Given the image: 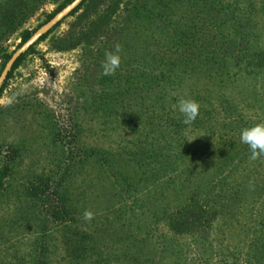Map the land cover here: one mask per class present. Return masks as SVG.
<instances>
[{
    "label": "rangeland",
    "instance_id": "obj_1",
    "mask_svg": "<svg viewBox=\"0 0 264 264\" xmlns=\"http://www.w3.org/2000/svg\"><path fill=\"white\" fill-rule=\"evenodd\" d=\"M63 1H44L5 41L8 51ZM200 1L209 2L97 1L78 46L52 44L84 7L14 70L0 95V166H11L0 198V264H92L97 251L100 264L254 261L264 244V156L250 159L240 134L264 122V0L240 9L222 0L226 14L211 10L220 16L217 37L189 47L187 58H165L168 46L186 48L181 31H206L209 7L197 13ZM116 44L121 65L104 75ZM181 97L200 105L191 125L182 123ZM189 204L201 226L174 234L167 218ZM79 240L94 255L73 258ZM41 242L49 249L40 253Z\"/></svg>",
    "mask_w": 264,
    "mask_h": 264
},
{
    "label": "trees",
    "instance_id": "obj_2",
    "mask_svg": "<svg viewBox=\"0 0 264 264\" xmlns=\"http://www.w3.org/2000/svg\"><path fill=\"white\" fill-rule=\"evenodd\" d=\"M44 1H46V0H0V59H1V63H2L1 71L3 70L4 65L10 59V57L12 56V53H13V51H11V52L8 51V49L4 45L5 41H7L14 33L19 31L30 17L35 15V13L38 11V9L44 4ZM71 1H73V0H64L62 2V4L59 5L54 11L47 13L46 20L43 22V24L45 22H47L48 20H50L57 12H59L63 7H65ZM97 1L102 2V0H84V2L71 13L70 16H73V15H76L83 7L86 8V10L84 12L79 13L76 16V21L72 25L74 27H71V29L69 31L65 32L62 36L56 37L54 39V44H52V45L56 49L67 50L70 48H74V47L78 46L84 40L85 37H88L89 34L86 30L87 25L85 23V18H87L86 16H88L89 12L92 11L93 7L96 6ZM250 2H251V0H246V2L241 3L240 0H237L236 6L239 7V9L241 8V5L243 3H246L250 6H252V3H250ZM200 3H201L200 4L201 9L199 8L197 10V13H203V11H202L203 7L204 8H205V6L209 7V10H207L206 13L204 15H202L203 22L207 27L206 31L201 33V35H198L199 33H196V32L190 33L187 35V32L181 31L183 36L188 37L186 39V42L183 43L184 46L186 45V48L183 50H180V49L173 50V47H174L173 45H172V48H171V46H168L169 50H168V54H164L165 58L170 56V57H173V59H174V54H177L176 59H179L181 56H186V58H187V54L190 52L188 50L189 47H203L205 45V43L212 42L213 39H215V37H217L213 34V31H216L217 27H213V26H215L216 25L215 23L217 22V21H214L216 19V16H217V18L220 16L214 14L213 12H211V10L223 12L226 14V12L224 11V8H222V6H221V4L224 6H225V4H224V2H222V0H209V2L200 1ZM99 4L100 3H98L97 5L99 6ZM230 7H231V5H230ZM148 11H149V8H148ZM246 14H247V11L244 12V15H245V17L249 16V14L248 15H246ZM213 15H216L215 18ZM199 17H200V15H199ZM62 23L63 22L58 23L56 28L59 27ZM54 29L55 28L50 30V32L46 33L45 35H43L35 45L31 46L27 52H25L24 54H22L18 58V60L14 64L12 70L9 72L7 80L12 77L14 70L21 64V62L23 61L25 56L27 54L31 53L32 51H34L35 46L40 41L45 40L54 31ZM36 30L37 29L31 30L28 28L22 29L21 30V42L19 43V46H21L26 40H28L29 37ZM210 35L212 36V38L210 37ZM148 43L151 44L152 42L148 41ZM262 55H264V53H262ZM262 60H261L260 65L263 66L264 61H262ZM7 80L2 85V87L0 89V95L6 86ZM151 89L152 88H148V91H147L148 94L150 93L149 91ZM153 147L151 148V150L152 151L155 150L154 152H156L157 149L153 148ZM95 151H97V150H93V152H95ZM161 151H162V156L165 157L166 152H164V150H161ZM10 174H11L10 164L5 163V164L0 166V198L2 196V192L5 188L6 179L10 176ZM192 207L193 206L191 204L185 205L184 208L179 209L177 212L170 214L169 217L167 218L168 222L166 221V223H168V225H169V230H171L174 234H177V235L194 234L196 231V228L201 226L200 220H201L202 216L200 213H195L194 210H192L193 209ZM56 219H63L62 214L61 215L59 214L56 217ZM131 223L132 222H130V221L128 222V224H129L128 225V231H131L132 233H134L133 229L130 228L131 226H133V225H130ZM137 226H138V224H137ZM92 236H94L93 233H92ZM81 241L82 240L77 241L76 245L73 246V247H76V248H74V251L71 252L74 255L73 258L80 259V258H87L88 255H94V251H92V252L89 251L90 248H88L87 246H84L82 243H79ZM38 248H39L38 252H40V253L42 251L45 252L46 250L49 249V248L46 249L45 245L42 242L40 243V245H38ZM96 251H97V249H96ZM100 253L101 252L97 251L96 255H98V257L94 260V262H93V260L91 261L92 264H100L103 261V258L100 255ZM133 254L134 255L132 256V258L139 257L138 252H135ZM128 256L130 257L129 254H128ZM253 258H254V261H250V264H264V244H262L261 246H258V248L256 249V251L254 253ZM37 262L38 261H35L34 264H39ZM48 262L49 261L46 260V263H48Z\"/></svg>",
    "mask_w": 264,
    "mask_h": 264
},
{
    "label": "clouds",
    "instance_id": "obj_3",
    "mask_svg": "<svg viewBox=\"0 0 264 264\" xmlns=\"http://www.w3.org/2000/svg\"><path fill=\"white\" fill-rule=\"evenodd\" d=\"M121 51L122 46L120 44H116L114 51H107L105 53V58L102 62V72L104 75H112L120 67L122 60ZM177 105L178 111L182 116V123L184 125L193 124L199 115V103L194 99L181 97L178 99ZM240 140L250 149V159L255 160L264 156V122L244 128L241 131ZM93 216V211L88 209H86L83 213V218L85 220L90 221L93 219Z\"/></svg>",
    "mask_w": 264,
    "mask_h": 264
},
{
    "label": "water",
    "instance_id": "obj_4",
    "mask_svg": "<svg viewBox=\"0 0 264 264\" xmlns=\"http://www.w3.org/2000/svg\"><path fill=\"white\" fill-rule=\"evenodd\" d=\"M84 0H73L57 12L50 20L41 25L20 47H18L13 53L10 59L6 62L1 74H0V89L4 82L7 80L9 72L12 70L15 62L18 58L27 52L29 48L35 45L40 38L46 33L50 32L57 26L58 23L62 22L71 13L78 8Z\"/></svg>",
    "mask_w": 264,
    "mask_h": 264
}]
</instances>
